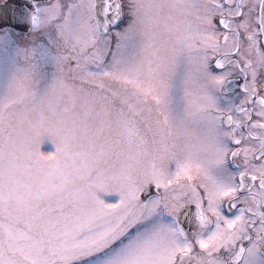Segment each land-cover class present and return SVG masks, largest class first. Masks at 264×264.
Instances as JSON below:
<instances>
[{"label": "snow or ice", "instance_id": "6c2138e0", "mask_svg": "<svg viewBox=\"0 0 264 264\" xmlns=\"http://www.w3.org/2000/svg\"><path fill=\"white\" fill-rule=\"evenodd\" d=\"M6 15L0 264H264V0Z\"/></svg>", "mask_w": 264, "mask_h": 264}, {"label": "flooded vegetation", "instance_id": "af4514ba", "mask_svg": "<svg viewBox=\"0 0 264 264\" xmlns=\"http://www.w3.org/2000/svg\"><path fill=\"white\" fill-rule=\"evenodd\" d=\"M11 0H4V3H8ZM28 5V0H14V4L12 6L7 5L6 8L4 9V13H6V17L7 19L11 20V14L13 11L19 13L21 12L26 6ZM22 30L21 28L17 29Z\"/></svg>", "mask_w": 264, "mask_h": 264}, {"label": "water", "instance_id": "95a60500", "mask_svg": "<svg viewBox=\"0 0 264 264\" xmlns=\"http://www.w3.org/2000/svg\"><path fill=\"white\" fill-rule=\"evenodd\" d=\"M14 4V0H11V1H9L8 3H6V6L7 5H10V6H12ZM6 7H3V6H0V14H3L4 13V9H5Z\"/></svg>", "mask_w": 264, "mask_h": 264}, {"label": "rangeland", "instance_id": "374dc122", "mask_svg": "<svg viewBox=\"0 0 264 264\" xmlns=\"http://www.w3.org/2000/svg\"><path fill=\"white\" fill-rule=\"evenodd\" d=\"M44 150H45V152H48V151H51V148L46 145Z\"/></svg>", "mask_w": 264, "mask_h": 264}]
</instances>
